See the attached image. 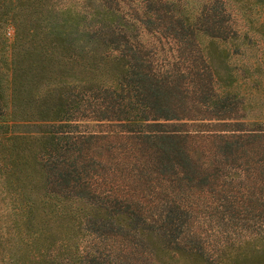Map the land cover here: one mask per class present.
Returning a JSON list of instances; mask_svg holds the SVG:
<instances>
[{
  "label": "trees",
  "instance_id": "trees-1",
  "mask_svg": "<svg viewBox=\"0 0 264 264\" xmlns=\"http://www.w3.org/2000/svg\"><path fill=\"white\" fill-rule=\"evenodd\" d=\"M177 2L0 0V264H264V111Z\"/></svg>",
  "mask_w": 264,
  "mask_h": 264
},
{
  "label": "rangeland",
  "instance_id": "rangeland-1",
  "mask_svg": "<svg viewBox=\"0 0 264 264\" xmlns=\"http://www.w3.org/2000/svg\"><path fill=\"white\" fill-rule=\"evenodd\" d=\"M171 8L174 12L182 10L190 19L201 16L205 10L213 12L214 18L217 19L216 28L226 30L228 38H216L210 41L206 36H201L204 56L210 59L216 78L224 75L225 62L230 63L233 75L240 82L233 88L238 91L235 103L240 107L243 104L242 97L251 99V105L248 102L244 103L248 107L246 112L249 119L262 109L264 111V92L254 85L252 79H249L260 74L264 78V71L259 70L260 73H257L254 67L257 63L263 64L264 42L261 30H264V0H179L177 4H172ZM12 34L13 28L8 24L7 36L10 37ZM157 43H163L167 58L171 61L177 58V40L162 38V41ZM219 90H221L220 86H218ZM238 112L242 113L240 110ZM259 119L264 122V115Z\"/></svg>",
  "mask_w": 264,
  "mask_h": 264
}]
</instances>
